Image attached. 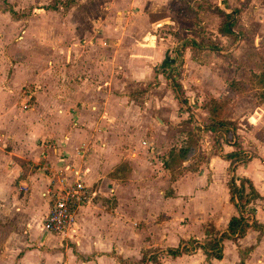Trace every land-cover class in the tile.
<instances>
[{
	"label": "crops",
	"instance_id": "crops-1",
	"mask_svg": "<svg viewBox=\"0 0 264 264\" xmlns=\"http://www.w3.org/2000/svg\"><path fill=\"white\" fill-rule=\"evenodd\" d=\"M170 5L171 0H0V131L5 135L0 264L138 262L158 247L225 231L239 215L247 223L245 232L223 239L221 258L208 259L197 248L163 254L159 264H264V47L247 43L257 45L255 36L239 38L226 50L186 36L185 50L178 51L181 76L168 89L167 69H157L166 61L177 66L178 59L168 54L172 35L157 39L152 31L166 23L158 16ZM227 26L229 33L218 30L222 44L233 35L230 21ZM233 80L242 90L229 87ZM211 99L224 105L222 116L234 123L233 133L206 128ZM181 104L194 107L193 131L202 138L188 158L168 164L170 152L189 137L178 131L181 144L165 155V144L153 145L152 128L163 134L167 122L180 118ZM150 114L157 125L151 126ZM81 144L87 148L83 157L76 153ZM236 150L243 156L232 162L228 155ZM199 151L205 159L194 164ZM66 165L80 170L91 195L77 210L76 242L42 226L48 188L57 186L60 176L72 180ZM231 177L236 184L249 179L259 197L242 208L235 205Z\"/></svg>",
	"mask_w": 264,
	"mask_h": 264
},
{
	"label": "rangeland",
	"instance_id": "rangeland-1",
	"mask_svg": "<svg viewBox=\"0 0 264 264\" xmlns=\"http://www.w3.org/2000/svg\"><path fill=\"white\" fill-rule=\"evenodd\" d=\"M226 8L229 10H236L235 13L230 12V16H226L223 14V10L221 8ZM257 9H256V8ZM256 9V10H255ZM257 11L259 18L256 19L255 11ZM264 0H171V5L168 11L164 15H159L158 18L162 17L161 21L167 20L166 23H162L158 26L157 29H154L152 33H155L157 39H161L166 37V33L171 34L172 36L169 38V49L171 50L172 57H176L178 59L175 61L177 66L174 68H170L167 61L164 64V67L160 69L158 67L157 72L164 71L167 69L166 75L170 76V79L167 80L166 87L168 89H172V81H178L181 76V63L180 57L178 58V51L185 50L184 41L182 40L184 37L189 36L196 38L201 44L204 45H211L215 47H220L222 50H226L230 48V46L235 47L238 42L239 38L245 37H258V46L254 42L251 43L248 41V44H251L254 48H261L264 47ZM127 17V16H126ZM171 23H170V22ZM230 21L231 30L233 31V35L231 36V40L229 43L222 44L223 42L220 40V35H218V30L221 29L226 23ZM263 21V22H262ZM168 25V26H167ZM149 32V31H148ZM147 32V33H148ZM237 33V34H235ZM253 35V36H251ZM248 37V38H249ZM252 39V38H251ZM121 42V41H120ZM228 42V41H227ZM187 44H190L188 40ZM121 43L118 44L120 46ZM128 45H130L128 43ZM247 49V48H246ZM246 53V52H244ZM168 62L170 61L167 59ZM235 61V60H234ZM174 69V70H172ZM253 80L258 79L257 77H251ZM261 91V90H258ZM173 93L170 94V97H173ZM255 95L257 93L255 91ZM226 101L230 102V98H226ZM206 101L201 104V107L206 106ZM228 102V103H229ZM190 109L186 108L184 105H180L178 117H180L176 123L180 124V127L176 130L170 129L174 127L175 124H171L167 122V126L163 127L164 133L161 134L162 128L154 127L156 136L153 140V145H163L165 144L166 151L165 155L167 154L168 150L173 146L177 147L181 144L182 138L177 137L176 133L179 131L181 133V137L185 135L189 137V141L195 144V147H198L200 143L201 134L198 137L193 135V127L196 125V122L193 116L194 107L191 104H188ZM225 111L227 113L231 111L232 104L229 103L225 105ZM169 107V106H168ZM170 111L171 109H168ZM191 110V111H190ZM152 114V113H151ZM150 114V124L153 126L154 116ZM199 116V112H196ZM201 119V117L199 116ZM72 119H70V123L72 124ZM204 121V120H202ZM157 125V122H155ZM201 121L199 120V124ZM198 125V124H197ZM160 133V134H159ZM147 135V134H146ZM145 135V136H146ZM197 135V134H196ZM177 139V140H176ZM185 139V138H183ZM143 143V141H142ZM196 160L194 164H198L200 161L205 159V154L201 151L194 157ZM180 171V170H179ZM0 261L2 259V211L0 212ZM42 217V214H39L32 218L33 222H37V218ZM138 224V220H134ZM133 223V221L131 222ZM134 227L139 228L138 226L134 225ZM187 231L186 233H188ZM169 240V239H168ZM171 242V241H170ZM161 249V248H156ZM164 253H159L158 257H162Z\"/></svg>",
	"mask_w": 264,
	"mask_h": 264
},
{
	"label": "trees",
	"instance_id": "trees-1",
	"mask_svg": "<svg viewBox=\"0 0 264 264\" xmlns=\"http://www.w3.org/2000/svg\"><path fill=\"white\" fill-rule=\"evenodd\" d=\"M225 14V13H223ZM226 16H230V14H225ZM221 31L225 33H229V27L225 24L221 29ZM236 81H231L229 87L234 90H242L241 86H236ZM241 88V89H240ZM175 94L177 98L185 104V100L183 99V95L180 91L179 85L175 83ZM209 109V117H208V125L206 128L213 130H222L224 133H233L235 130V125L232 121L226 119L222 116L224 105L214 99H211L207 103ZM195 134V135H194ZM197 131H193V135L198 137ZM217 143V142H216ZM195 144L188 142L186 145L179 148L176 152L171 151L167 157V163L170 164L172 162H181L188 158L191 154L195 152ZM243 154L241 151L236 150L234 153L228 155V158L232 160V162L241 159ZM165 163L166 168L169 165ZM232 170V167L231 169ZM229 187L231 191V200L235 205L240 204L241 208L243 204L250 202L251 200L259 197V194L254 189L251 181L249 179L242 178L239 183L236 184L231 177L229 180ZM235 197L237 201H235ZM247 227V223L244 222L241 215L233 216L228 223L227 229L225 231H217L210 230L207 232V237L203 241H199L196 239H187L180 240L179 244L176 247H169L167 249H155L150 253H144L142 258L138 262H126L121 260L122 264H147L149 261H152L156 264H159L158 254L164 253L170 256H178L182 253H192L197 248H200L209 259L210 257L221 258L222 256V241L224 238L231 237L234 233H237L238 236L242 235L245 232Z\"/></svg>",
	"mask_w": 264,
	"mask_h": 264
},
{
	"label": "built area",
	"instance_id": "built-area-1",
	"mask_svg": "<svg viewBox=\"0 0 264 264\" xmlns=\"http://www.w3.org/2000/svg\"><path fill=\"white\" fill-rule=\"evenodd\" d=\"M4 146L5 135L0 131V147ZM86 151V145L81 144L76 153L83 157ZM64 170L71 173L72 180L66 182L60 176L57 186L53 183L48 188L46 193L50 198V206L42 221V226L46 231L59 235L63 240L76 242L77 210L90 200L91 195L78 168L66 165Z\"/></svg>",
	"mask_w": 264,
	"mask_h": 264
}]
</instances>
